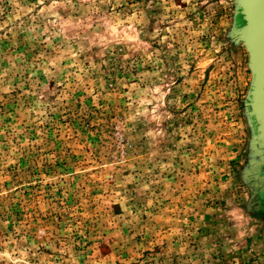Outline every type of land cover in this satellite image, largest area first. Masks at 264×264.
I'll list each match as a JSON object with an SVG mask.
<instances>
[{
    "label": "rangeland",
    "instance_id": "obj_1",
    "mask_svg": "<svg viewBox=\"0 0 264 264\" xmlns=\"http://www.w3.org/2000/svg\"><path fill=\"white\" fill-rule=\"evenodd\" d=\"M243 1L0 0V264H264Z\"/></svg>",
    "mask_w": 264,
    "mask_h": 264
},
{
    "label": "water",
    "instance_id": "obj_2",
    "mask_svg": "<svg viewBox=\"0 0 264 264\" xmlns=\"http://www.w3.org/2000/svg\"><path fill=\"white\" fill-rule=\"evenodd\" d=\"M239 20L238 33L250 52L253 76L247 104L254 131L252 150H259L261 155L264 181V0H244Z\"/></svg>",
    "mask_w": 264,
    "mask_h": 264
},
{
    "label": "crops",
    "instance_id": "obj_3",
    "mask_svg": "<svg viewBox=\"0 0 264 264\" xmlns=\"http://www.w3.org/2000/svg\"><path fill=\"white\" fill-rule=\"evenodd\" d=\"M250 160L248 161V163L246 164L245 170L250 172L254 169L256 170V176H253V174H251L250 179H253L252 182L256 183V190L261 191V185L264 184V181L261 180V176H262V172H260L262 170V167L260 165L261 163V155L259 153V150H250V153L248 154ZM261 184V185H260ZM257 196L251 197L250 200L246 203V206L243 207V209L246 210H252L253 214L251 219L254 221L253 222V226H252V235L254 239H247L244 240L243 242L246 243L245 247H249L250 244L252 245L254 244H261L258 240H262L263 244H264V196L261 198H259V200H256ZM262 200V201H261ZM249 231V230H248ZM251 234V232H249ZM256 239V241H255ZM258 239V240H257ZM254 240V241H253ZM262 245V249L264 250V246Z\"/></svg>",
    "mask_w": 264,
    "mask_h": 264
}]
</instances>
